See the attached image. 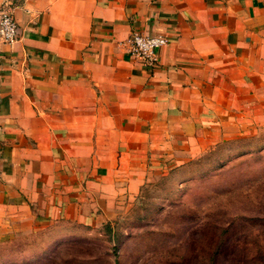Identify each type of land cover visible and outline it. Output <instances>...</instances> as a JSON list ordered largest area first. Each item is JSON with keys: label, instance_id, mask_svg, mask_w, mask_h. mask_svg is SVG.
<instances>
[{"label": "crops", "instance_id": "0c3cea01", "mask_svg": "<svg viewBox=\"0 0 264 264\" xmlns=\"http://www.w3.org/2000/svg\"><path fill=\"white\" fill-rule=\"evenodd\" d=\"M3 3L0 238L92 234L151 174L264 124V0ZM131 31L168 40L153 68L119 45Z\"/></svg>", "mask_w": 264, "mask_h": 264}, {"label": "rangeland", "instance_id": "374dc122", "mask_svg": "<svg viewBox=\"0 0 264 264\" xmlns=\"http://www.w3.org/2000/svg\"><path fill=\"white\" fill-rule=\"evenodd\" d=\"M117 212L92 234L7 233L0 264H264V124L151 174Z\"/></svg>", "mask_w": 264, "mask_h": 264}, {"label": "built area", "instance_id": "2783aa9c", "mask_svg": "<svg viewBox=\"0 0 264 264\" xmlns=\"http://www.w3.org/2000/svg\"><path fill=\"white\" fill-rule=\"evenodd\" d=\"M18 40L17 24L13 8L9 3L0 5V43L12 45ZM168 40L160 35H148L131 31L128 37L119 42L132 57L153 68L157 64V50Z\"/></svg>", "mask_w": 264, "mask_h": 264}]
</instances>
